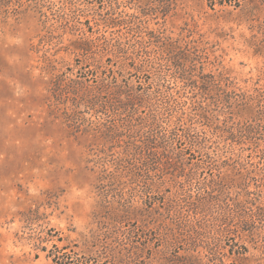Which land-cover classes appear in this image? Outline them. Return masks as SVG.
I'll return each mask as SVG.
<instances>
[{
	"label": "rangeland",
	"instance_id": "374dc122",
	"mask_svg": "<svg viewBox=\"0 0 264 264\" xmlns=\"http://www.w3.org/2000/svg\"><path fill=\"white\" fill-rule=\"evenodd\" d=\"M218 2L0 0V264H264V0Z\"/></svg>",
	"mask_w": 264,
	"mask_h": 264
},
{
	"label": "trees",
	"instance_id": "16d2710c",
	"mask_svg": "<svg viewBox=\"0 0 264 264\" xmlns=\"http://www.w3.org/2000/svg\"><path fill=\"white\" fill-rule=\"evenodd\" d=\"M236 1V0H234ZM231 4V0H220V2H218V5L220 6H225L226 4ZM215 3L211 4L210 7H214ZM253 97V98H252ZM257 97V96H256ZM140 99H144V98H140ZM144 101V100H143ZM264 103V95H259V97L254 99V96H250L247 95V98L244 102V105L240 106L242 109V113H249L250 115L254 116H260L262 113V108H263V104ZM92 107L94 106L93 103L90 104ZM135 103L132 102H128V103H123V106H121L122 109H132V110H137L136 108H134ZM137 105V104H136ZM98 112V110H97ZM99 113H102L101 111H99ZM263 117V116H262ZM165 147H169V146H165ZM262 213H264V211L262 210ZM257 221L258 223L262 224L264 226V215L262 214H258L257 215Z\"/></svg>",
	"mask_w": 264,
	"mask_h": 264
}]
</instances>
